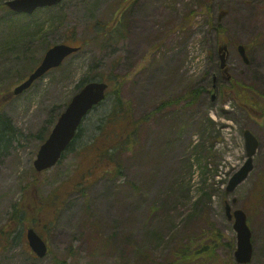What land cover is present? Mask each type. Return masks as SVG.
<instances>
[{
  "label": "rangeland",
  "instance_id": "1",
  "mask_svg": "<svg viewBox=\"0 0 264 264\" xmlns=\"http://www.w3.org/2000/svg\"><path fill=\"white\" fill-rule=\"evenodd\" d=\"M3 1L0 120L10 128L0 151V264H163L179 242L195 248L213 239L218 244L208 264H238L226 202L246 214L250 264H264V114L260 107L242 108L224 76L219 92L213 82L225 50L229 77L264 95V0H131L117 43L86 45L7 100L2 96L32 66L24 53L4 46L7 37L23 36L16 25L36 32L28 44L38 60L33 69L49 46L80 45L122 0H62L28 17L16 16ZM240 43H253L248 64L238 54ZM114 74L122 81L113 86L139 122L135 144L114 151L111 167L105 166L110 171L92 167L99 161L94 149L110 140L96 136L114 102L109 94L87 114L60 160L37 172L33 161L43 140L36 134L47 136L80 80L108 82ZM125 125L121 120L106 131L112 135ZM245 129L258 140L253 168L229 192L230 177L246 159ZM38 196L54 199L36 228L49 248L43 258L27 244V223L12 219L16 206Z\"/></svg>",
  "mask_w": 264,
  "mask_h": 264
},
{
  "label": "trees",
  "instance_id": "2",
  "mask_svg": "<svg viewBox=\"0 0 264 264\" xmlns=\"http://www.w3.org/2000/svg\"><path fill=\"white\" fill-rule=\"evenodd\" d=\"M131 3V0H122L113 10V17H110L107 20L94 22L91 29L92 35L89 37H84L81 40L80 45L75 46H80L79 50H81L90 43L96 44L99 48H105L110 44L117 43L121 39L123 34V27L125 21L122 14L124 13V10L131 5ZM58 7L59 4L53 7H45L44 9L51 10ZM15 15L18 17H28V15L21 13H15ZM192 15L190 14V16L186 18V20L180 27H183L188 21L192 20ZM15 28L19 31H23V36L18 37L15 40H10V38L7 37L4 44V46L6 45V51L14 55H19L17 52H20V54L24 53L23 56L24 58L27 57L30 66H34L38 60L34 59V51L32 50V47L28 44L32 42L36 32H27L25 34V24L16 25ZM32 66L29 68V70H32ZM18 77V79L22 78L20 76ZM113 77L114 78H112L110 81H106V83L108 84L106 97L109 94H115L113 99L114 102L109 113L106 114L104 120L102 119L103 121L101 120V124L97 126L98 134L96 135H100L101 137L103 136L104 138H110V140L108 144H105L103 146H97L96 149H94L96 159L99 161L95 165L92 164V167L97 166L98 169H103V171H108L110 169L109 167L105 166L107 165L111 167L109 161L112 160L115 150L121 149L125 143H130V146L135 144V136L137 135V126L139 124L138 121L132 119V111L128 106V103H125L122 100L118 88L113 86L115 83H120L122 81V78L118 74H114ZM89 81H93V78L82 79V81L80 80V82L76 86L77 90L80 89L84 83ZM113 81H115V83H112ZM229 83L230 90L232 92L231 95L242 108L246 110H251L255 109L256 107H260V114H264L263 94L258 93L251 86L244 85L232 78L229 79ZM196 92H198V90L191 91V96L194 95V93ZM60 112L61 111H59V113ZM59 113L54 116L51 124H54ZM121 120L126 121V125L124 127L125 129H118L117 127L115 133L112 135L109 134L108 131H106L108 127L116 125V122ZM129 125H132L131 129H127ZM9 128L10 126H8L7 121L0 120V151L6 146V134ZM80 129L81 127L78 128L75 137H77ZM43 135L44 134H42V132H38L36 134L37 138H40L41 140H44L46 138V135ZM74 139L71 141L68 148L73 144ZM115 170H120L119 164L115 165ZM75 185L81 186L82 182L77 181V183L75 182ZM26 190L28 191L27 187ZM53 200L54 199H51V197L47 198V200H43L40 196H38V198L36 200H32V202L22 201V207L16 206L13 210L12 219H15L17 221L22 219V222L27 223V227L34 226V228L36 229L42 222V219L40 218V213L44 211L45 208H50V204H52ZM59 201L62 200L60 199ZM216 237H221V233H216ZM217 241V239H213L210 242L207 241L206 244H200L198 247L195 248H192V246L187 242L181 241L179 242V245L175 246L172 249L169 258L165 260L163 264H192L197 263L199 261L203 262V264H208L210 261L213 260V257L215 258L216 245L218 244ZM216 257L218 258V256ZM56 263L62 264L63 262L61 263L60 261L56 260ZM119 264H122V260L119 262Z\"/></svg>",
  "mask_w": 264,
  "mask_h": 264
},
{
  "label": "water",
  "instance_id": "3",
  "mask_svg": "<svg viewBox=\"0 0 264 264\" xmlns=\"http://www.w3.org/2000/svg\"><path fill=\"white\" fill-rule=\"evenodd\" d=\"M62 0H5L3 5L9 10L17 13L32 14L36 9L58 5ZM79 47L64 43L50 46L39 64L27 75V77L16 85L8 95H18L29 88L31 84L43 76L47 71L57 68L70 54L78 51ZM245 46L238 45L239 54L247 62ZM226 53L220 54V67L225 69ZM108 84L104 81H89L85 83L69 100L63 111L51 128L46 139L38 148L33 161L37 172L53 167L73 140L77 129L84 117L106 96ZM246 150V159L240 168L230 177L226 186L227 191H232L239 183L245 180L253 168V156L258 147V140L248 129L243 132ZM225 211L227 218L234 219L233 228L236 231V249L234 257L238 264H249L252 257L251 230L246 221V214L241 209L231 211V206L226 202ZM26 240L30 249L38 258H43L48 251L47 243L35 231L29 227L25 232Z\"/></svg>",
  "mask_w": 264,
  "mask_h": 264
},
{
  "label": "flooded vegetation",
  "instance_id": "4",
  "mask_svg": "<svg viewBox=\"0 0 264 264\" xmlns=\"http://www.w3.org/2000/svg\"><path fill=\"white\" fill-rule=\"evenodd\" d=\"M244 45H245V53H246V56H247V64L250 62V56H249V51L252 49V47H253V43H249V44H245V43H243ZM220 56V55H219ZM242 58V57H241ZM242 60H243V58H242ZM244 61V60H243ZM227 65V64H226ZM220 72H222L221 74H219V77H216V78H214L213 79V82H214V86H216L217 87V90H218V92H219V85L223 82V81H220V77H222V76H224L225 78H226V80H229V75L227 74V70H224V69H221L220 68ZM220 78V79H219ZM215 96V95H214Z\"/></svg>",
  "mask_w": 264,
  "mask_h": 264
}]
</instances>
